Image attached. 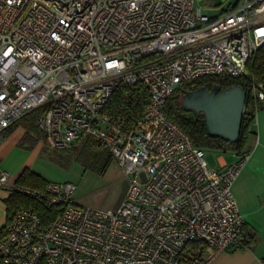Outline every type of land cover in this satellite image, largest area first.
Wrapping results in <instances>:
<instances>
[{
    "label": "built area",
    "instance_id": "obj_1",
    "mask_svg": "<svg viewBox=\"0 0 264 264\" xmlns=\"http://www.w3.org/2000/svg\"><path fill=\"white\" fill-rule=\"evenodd\" d=\"M199 1V0H198ZM0 0V140L32 110L48 146L93 138L128 185L115 208L75 201L77 183L0 188L57 210L19 206L0 238L3 264H210L242 246L232 185L247 154L222 167L168 118L181 86L239 77L264 44V0ZM141 82L148 102L125 130L104 111L115 86ZM250 93L264 100L262 83Z\"/></svg>",
    "mask_w": 264,
    "mask_h": 264
},
{
    "label": "trees",
    "instance_id": "obj_2",
    "mask_svg": "<svg viewBox=\"0 0 264 264\" xmlns=\"http://www.w3.org/2000/svg\"><path fill=\"white\" fill-rule=\"evenodd\" d=\"M250 82L262 83L264 90V44L255 52L252 60L248 63L247 73L239 77H229L225 75H203L193 81L185 84L175 90L169 97L165 106V114L168 118L177 123L188 135L194 145L204 149H211L216 153L233 151L237 154L245 153L250 124L253 121L254 113L259 107V102L264 100L256 99L248 90L247 85ZM241 84L246 91L243 117L239 137L236 141H228L219 136L208 133L204 114L200 112L197 116L191 110H185L180 104V97L185 90L194 89L200 85H205L208 89L214 85L221 88ZM148 102V92L141 82L135 84L119 83L112 91L109 100L105 104L104 111L111 117L119 119L125 130L131 128L138 119L141 118L143 111ZM32 118L26 125V133L36 129V118L40 109L30 111ZM13 129V124L4 131V135ZM72 160L78 162L85 170L90 169L96 173H102L112 160L111 154L107 148L99 145L93 138L83 140V145ZM38 173L28 167H23L16 178V183L33 187H44L46 182ZM5 203V222L0 226V238L5 233L9 220L19 206L31 205L42 216H53L56 212L55 207H47L39 200L27 195L12 191L4 198ZM247 241L245 240V243ZM0 264H3L0 262ZM42 264V263H40Z\"/></svg>",
    "mask_w": 264,
    "mask_h": 264
},
{
    "label": "rangeland",
    "instance_id": "obj_3",
    "mask_svg": "<svg viewBox=\"0 0 264 264\" xmlns=\"http://www.w3.org/2000/svg\"><path fill=\"white\" fill-rule=\"evenodd\" d=\"M207 1L214 6L226 3L224 0ZM195 3L199 6L203 1L196 0ZM32 116V113H27L19 122L27 125ZM14 138L16 140H12ZM9 140L12 141L0 154V167L9 171L12 176H16L24 166H27L48 178V181H74L77 183L75 201L96 208H114L125 196L128 179L114 159L102 173L90 169L81 170L83 167L72 160L73 155L81 149L83 141L69 148L50 147L45 142L43 131L38 127L25 135L15 131L10 135ZM204 152L208 163L216 154L211 149H204ZM68 176L75 178L65 180ZM0 190L4 192L3 188ZM2 221L3 210L0 209V223Z\"/></svg>",
    "mask_w": 264,
    "mask_h": 264
},
{
    "label": "crops",
    "instance_id": "obj_4",
    "mask_svg": "<svg viewBox=\"0 0 264 264\" xmlns=\"http://www.w3.org/2000/svg\"><path fill=\"white\" fill-rule=\"evenodd\" d=\"M19 120L13 124V129L0 140V154L8 143L16 140V138L9 140L13 132L27 134L26 125H22ZM244 150L247 159L232 185V193L242 216L243 245L219 252L210 264H264V101L259 102V107L254 113ZM237 156V153L233 151L217 152L209 164L222 167L234 162ZM28 168L36 172L33 168ZM65 178V180H73L75 177ZM3 191L0 192V209L3 210V221L0 226L5 222L4 198L10 193L7 188H3ZM245 240L247 244H244Z\"/></svg>",
    "mask_w": 264,
    "mask_h": 264
},
{
    "label": "water",
    "instance_id": "obj_5",
    "mask_svg": "<svg viewBox=\"0 0 264 264\" xmlns=\"http://www.w3.org/2000/svg\"><path fill=\"white\" fill-rule=\"evenodd\" d=\"M245 97L246 91L241 84L224 88L214 85L210 89L200 85L185 90L180 97V104L195 116L200 112L204 114L209 134L236 141L240 133Z\"/></svg>",
    "mask_w": 264,
    "mask_h": 264
}]
</instances>
